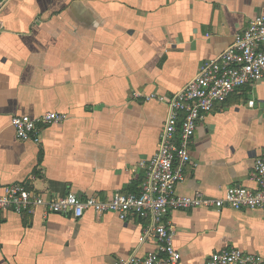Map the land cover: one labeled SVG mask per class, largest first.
I'll return each mask as SVG.
<instances>
[{
    "label": "crops",
    "instance_id": "0c3cea01",
    "mask_svg": "<svg viewBox=\"0 0 264 264\" xmlns=\"http://www.w3.org/2000/svg\"><path fill=\"white\" fill-rule=\"evenodd\" d=\"M264 18V0H12L0 35V192L24 184L47 197L101 200L139 193L142 162L157 151L171 97L219 57L236 33ZM64 113L23 142L15 116ZM264 155V79L233 92L199 123L192 163L176 188L218 198L230 187L255 190ZM178 264H206L217 251L264 257V210L193 209L169 216ZM145 221L114 213L82 219L0 211V264H117L139 244Z\"/></svg>",
    "mask_w": 264,
    "mask_h": 264
},
{
    "label": "built area",
    "instance_id": "2783aa9c",
    "mask_svg": "<svg viewBox=\"0 0 264 264\" xmlns=\"http://www.w3.org/2000/svg\"><path fill=\"white\" fill-rule=\"evenodd\" d=\"M11 1L0 0V35L4 32L1 14ZM263 79L264 18H257L246 30L235 34L233 43L219 57L205 61L198 75L178 93L171 97L157 93L146 96L148 101L165 105L168 114L156 153L140 164L145 177L139 193L117 192L105 201L95 196L82 199L75 194L47 197L24 184H11L0 192V211L32 216L44 209L77 220L88 212L114 213L123 222L137 218L145 221L139 244L152 242L157 250L145 256L133 253L117 264H178L181 254L174 246L175 232L168 220L174 211L264 210V155L256 160L251 175L258 185L255 190L230 187L218 198L176 193L185 179V169L192 163L191 146L199 123L237 89ZM67 119L64 113L48 112L37 118L15 116L11 125L19 140L38 143L43 129L62 125ZM206 264H264V257L239 249L224 250L212 253Z\"/></svg>",
    "mask_w": 264,
    "mask_h": 264
}]
</instances>
